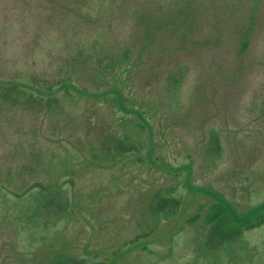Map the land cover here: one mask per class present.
<instances>
[{
	"label": "rangeland",
	"instance_id": "374dc122",
	"mask_svg": "<svg viewBox=\"0 0 264 264\" xmlns=\"http://www.w3.org/2000/svg\"><path fill=\"white\" fill-rule=\"evenodd\" d=\"M76 261L264 264V0H0V264Z\"/></svg>",
	"mask_w": 264,
	"mask_h": 264
},
{
	"label": "trees",
	"instance_id": "16d2710c",
	"mask_svg": "<svg viewBox=\"0 0 264 264\" xmlns=\"http://www.w3.org/2000/svg\"><path fill=\"white\" fill-rule=\"evenodd\" d=\"M210 149L217 155L221 152L220 138L217 134H213L210 139ZM207 220L210 232L221 241L240 236L257 226V223H245L238 220L224 203L215 204L207 214ZM76 263L81 264L79 261Z\"/></svg>",
	"mask_w": 264,
	"mask_h": 264
}]
</instances>
